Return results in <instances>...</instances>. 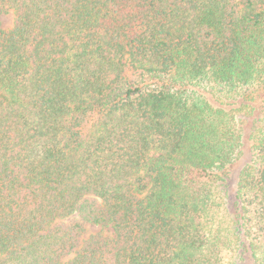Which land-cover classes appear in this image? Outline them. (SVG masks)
I'll return each instance as SVG.
<instances>
[{
	"label": "trees",
	"instance_id": "trees-1",
	"mask_svg": "<svg viewBox=\"0 0 264 264\" xmlns=\"http://www.w3.org/2000/svg\"><path fill=\"white\" fill-rule=\"evenodd\" d=\"M8 9L0 264H264V0Z\"/></svg>",
	"mask_w": 264,
	"mask_h": 264
},
{
	"label": "rangeland",
	"instance_id": "rangeland-1",
	"mask_svg": "<svg viewBox=\"0 0 264 264\" xmlns=\"http://www.w3.org/2000/svg\"><path fill=\"white\" fill-rule=\"evenodd\" d=\"M14 14L13 11L8 9L4 10L0 15V27L3 29H9L13 26ZM102 232L103 234H110L111 229L109 227L92 226L89 233Z\"/></svg>",
	"mask_w": 264,
	"mask_h": 264
}]
</instances>
